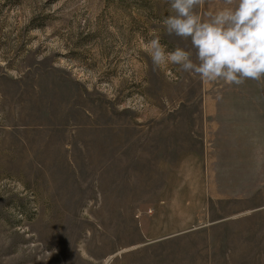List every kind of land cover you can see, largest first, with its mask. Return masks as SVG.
<instances>
[{"label":"rangeland","instance_id":"374dc122","mask_svg":"<svg viewBox=\"0 0 264 264\" xmlns=\"http://www.w3.org/2000/svg\"><path fill=\"white\" fill-rule=\"evenodd\" d=\"M171 12L0 0V264H264V79L154 69Z\"/></svg>","mask_w":264,"mask_h":264},{"label":"clouds","instance_id":"9594fccd","mask_svg":"<svg viewBox=\"0 0 264 264\" xmlns=\"http://www.w3.org/2000/svg\"><path fill=\"white\" fill-rule=\"evenodd\" d=\"M200 3L170 0L172 12L162 20L164 29L190 39L191 48L168 50L159 35L150 33L145 50L153 68L175 65L203 82L237 86L264 79V0H225L224 7L203 14L197 10Z\"/></svg>","mask_w":264,"mask_h":264}]
</instances>
